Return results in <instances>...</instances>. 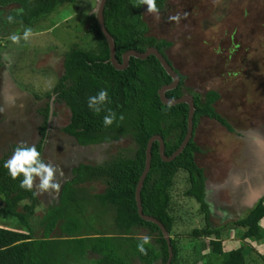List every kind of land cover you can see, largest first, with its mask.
I'll use <instances>...</instances> for the list:
<instances>
[{
    "label": "rangeland",
    "instance_id": "obj_1",
    "mask_svg": "<svg viewBox=\"0 0 264 264\" xmlns=\"http://www.w3.org/2000/svg\"><path fill=\"white\" fill-rule=\"evenodd\" d=\"M131 1L139 3V0ZM164 2L159 18L147 12V5H142L141 18L146 22L148 34L171 42L165 53L184 76L186 87L201 94L207 90L218 92L214 109L231 127L228 130L214 119L201 117L193 135L200 148L194 159L205 177L209 222L211 227L220 228L223 251L241 246L246 249L245 264H264L262 239H241L242 227L233 224L254 204L255 194L264 195L263 177L257 180L253 177L255 160H260V156L264 162V0ZM95 4L96 0L64 2L41 15L32 25L20 23L14 18L12 22L8 21L9 11L17 7L15 3L2 8L0 157L21 141L28 144L37 141L39 117L35 110L50 100L52 89L63 73L64 54L71 47L86 50L96 45L95 38L87 31V17ZM185 12L188 14L186 19L183 18ZM177 13L182 17L179 24L168 21L169 15ZM29 27L32 29L29 40L21 39L19 44L13 43L10 37L13 34L22 36L24 29ZM47 92L49 96L45 95ZM52 110L55 117L50 120L51 132L43 146L42 157L63 169L60 183L69 176L67 166L70 163L102 160L119 152L130 142L123 138L104 147L80 148L60 132L67 122V107L53 99ZM93 186V193L103 189L100 183ZM187 186L186 173L179 170L173 178L168 208L172 218L169 236L178 248L176 264H222L223 255L211 253L207 245L211 237L191 235L193 229L203 228L206 223L199 204L184 195ZM55 194L36 195L39 202L29 224L34 229V238L42 237V228L36 225L41 218L38 216L47 212L45 208L48 205L56 202ZM97 214V209L87 206L82 212L72 209L70 216L76 223L75 235L90 234L92 231L105 235L103 237L107 236V239L103 245L106 251L112 247L113 255L127 261L123 247L132 249L131 240L114 235L104 223V217L100 219ZM259 224L261 233H264V218ZM0 226L26 231L24 223L4 210H0ZM135 232L136 236L147 235L145 228ZM67 239L54 251V264H101L90 259L84 252L86 249H79L94 244V238L92 241L85 239L81 244Z\"/></svg>",
    "mask_w": 264,
    "mask_h": 264
},
{
    "label": "trees",
    "instance_id": "obj_2",
    "mask_svg": "<svg viewBox=\"0 0 264 264\" xmlns=\"http://www.w3.org/2000/svg\"><path fill=\"white\" fill-rule=\"evenodd\" d=\"M73 0H0L2 8L15 3L17 7L10 10L8 16L26 25L36 20L56 5ZM165 0H156L161 8ZM131 0H106L103 8V22L106 30L113 37L115 58L121 61V54L128 49L143 52L147 47H155L164 57V50L171 42L157 39L148 34L146 22L141 18L142 5ZM87 31L96 40L91 49L71 47L64 54L63 73L59 76L52 92L56 93V101L63 102L68 109L67 124L61 129L82 146H100L112 144L124 136H130L134 148L127 153L119 151L99 162H79L72 166L70 174L61 182L56 202L45 209L36 223L41 227L42 237L34 238V229L30 227L34 210L38 204L33 191L20 188L22 176L13 180L4 167L11 157L16 145L0 157V194H3L0 210L9 212L26 226V231L11 230L0 226V264H54L53 254L63 241L71 238L73 242L82 243L85 239L94 238V244L79 249H86L100 255L101 264H164L167 256V244L158 226L141 219L137 213L134 190L138 177L144 167L145 146L148 138L158 134L163 140L164 155H170L182 141L186 132L187 105L178 103L165 105L160 102L157 89L171 81L158 60L149 55L144 59L129 58L128 66L122 70L115 69L108 61V47L98 24L93 16L87 17ZM184 76H179V83L165 92L168 98H178L184 91L191 92L183 85ZM101 89H107L108 101L102 105L101 112L95 113L88 107V99ZM49 96L47 92L45 94ZM194 113L192 118V136L182 151L171 161H162L158 153V143L154 141L150 148V167L140 189L142 212L153 216L171 232L172 218L168 212L170 189L175 174L182 170L188 182L184 195L192 197L202 209L206 226L193 229L192 236L210 238L207 245L211 253L222 254V264H245L246 249L241 246L223 251L221 231L211 227L209 208L205 198V177L198 167L194 154L199 146L193 135L201 117L214 119L230 130L227 121L214 109V102L219 98L215 90H207L203 94L192 92ZM112 109L117 119L111 126L105 127L103 117ZM43 122L38 126L40 139L35 143L42 154L48 102L42 108ZM124 119L120 120V115ZM94 183L103 185L101 192L93 193ZM264 196L257 200L244 215L234 221V225L242 227L241 239H262L259 221L264 218ZM97 209V217H104V223L113 230L116 236H126L131 240L130 248L123 247L125 260L113 255L114 248L106 251L103 241L107 236L90 234L75 235V220L71 218L72 209L82 212L83 207ZM45 211V210H44ZM101 219V218H100ZM29 226H28V225ZM35 225V226H36ZM74 228V229H73ZM145 228L152 237L150 244L145 245L147 255L140 253L137 244L140 237L135 230ZM75 230V231H74ZM54 236H50L51 233ZM105 234V233H104ZM86 235V236H84ZM89 235V238H86ZM111 236V235H109ZM92 237V238H91ZM170 237V236H169ZM75 238V239H73ZM110 238V237H108ZM109 241V240H107ZM98 242V243H97ZM172 258L169 264H176L178 248L170 238ZM202 248H200L201 250ZM81 252H83L81 250ZM136 255V256H135ZM160 259L159 263L156 261Z\"/></svg>",
    "mask_w": 264,
    "mask_h": 264
},
{
    "label": "clouds",
    "instance_id": "obj_3",
    "mask_svg": "<svg viewBox=\"0 0 264 264\" xmlns=\"http://www.w3.org/2000/svg\"><path fill=\"white\" fill-rule=\"evenodd\" d=\"M140 5H147V12L150 14H156L159 18L160 9L157 6L156 0H139L138 7ZM187 13L183 14V18H187ZM181 14L169 15L168 21L176 22L179 24L181 20ZM9 22L13 21V17H7ZM32 35V29L25 28L22 36L13 34L10 38L15 44H19L21 39L28 41ZM108 101L107 89H101L97 95L90 96L88 99V107L95 113L101 112L100 105ZM2 110V109H0ZM107 115L103 117V124L105 127L111 126L117 119L116 113L112 109L107 110ZM123 120L124 117L121 114L119 117ZM4 167L8 170L13 180L22 176L20 181V188L27 191H33V195H41L44 193L59 192L61 188L60 177H63V169L53 164L51 161H45L41 152L37 149L35 144H28L27 142H19L13 150L11 157L4 163ZM150 235H143L140 237V242L137 244V249L140 253L147 255V249L145 245L151 242Z\"/></svg>",
    "mask_w": 264,
    "mask_h": 264
},
{
    "label": "water",
    "instance_id": "obj_4",
    "mask_svg": "<svg viewBox=\"0 0 264 264\" xmlns=\"http://www.w3.org/2000/svg\"><path fill=\"white\" fill-rule=\"evenodd\" d=\"M106 0H96V4L94 9L92 10L91 14H93L98 27L103 34L107 47H108V61L111 63V65L118 70H122L128 66L129 63V58L134 57L138 59H144L149 55H153L161 65V67L165 70L167 75L170 76L171 81L167 84L161 85L157 89V94L159 97V100L161 103L165 105H175L178 103H185L187 105V117H186V132L185 135L178 145V147L168 156L164 155V146H163V140L158 134H154L150 136L146 142L145 146V158H144V167L141 172V174L138 177L137 183L135 185V190H134V198H135V203H136V208H137V213L139 217L145 221L152 222L158 226L160 229L162 236L164 237L166 244H167V250H168V256L164 264H169L171 258H172V251H171V246H170V237L168 232L166 231L165 227L162 225L161 222H159L156 218L150 215H146L142 212L141 208V202H140V189L142 187V182L149 170L150 167V159H151V154H150V148L151 145L154 141H157L158 143V153L162 161H171L174 159L184 148V146L187 144L189 139L192 136V118H193V113H194V104H193V97L190 93H185L181 95L178 98H168L165 96V92L168 90H171L177 86L179 83V76L175 72L174 68L172 67L171 64L168 63L167 59L153 46L147 47L143 52L136 51L134 49H128L125 50L120 58L121 61L118 62L115 58V50H114V40L113 37L109 34V32L106 30L103 22V8L105 5ZM51 108V107H50ZM49 113H51V110H49ZM256 200L261 197L259 194H255ZM3 194H0V204H2L3 200ZM255 200V201H256Z\"/></svg>",
    "mask_w": 264,
    "mask_h": 264
},
{
    "label": "flooded vegetation",
    "instance_id": "obj_5",
    "mask_svg": "<svg viewBox=\"0 0 264 264\" xmlns=\"http://www.w3.org/2000/svg\"><path fill=\"white\" fill-rule=\"evenodd\" d=\"M143 7V6H142ZM164 7H165V2L163 3V5H162V7L161 8H159L160 9V11H162L163 9H164ZM164 55H165V58L167 59V61H168V63L169 64H171L172 65V67L174 68V70H175V72L178 74V76H180L181 74H180V72L178 71V69L174 66V64L168 59V57H167V55H166V53H165V50H164ZM61 76V75H60ZM183 76V75H182ZM183 85L185 86V83H184V80H183ZM186 87V86H185ZM187 88H190V87H187ZM191 89V88H190ZM192 92H196L195 90H193V89H191V92H189V91H184L183 92V94H185V93H190L191 95H192ZM53 93V92H52ZM182 94V95H183ZM56 98V93H53L52 95H50V100L49 101H47L48 102V115H47V117H46V127H45V134H44V144L47 142V139L49 138V134H50V132H51V130L49 131V129L51 128V126H50V120H51V117L53 116V117H55V111H53L52 110V101H53V99H55ZM58 102V101H57ZM58 103H61V102H58ZM62 104H64L63 102H62ZM65 105V104H64ZM46 106V103H44L42 106H40V107H38V108H36V113L38 114V117H39V119H38V125H37V128H36V132H37V141L40 139V135H39V131H38V126L43 122V112H42V108H44ZM51 107V108H50ZM49 110H51V113H49ZM68 110V109H67ZM68 118H69V112H68V116H67V122H68ZM226 120V119H225ZM227 121V120H226ZM67 122H66V124H67ZM65 124V125H66ZM65 125H63L61 128H60V130L65 126ZM61 133H63L66 137H69V138H71L69 135H67V134H65L62 130L60 131ZM241 137H243V135H241V134H239ZM127 139V140H130V142H129V144H128V146H126V147H123L120 151H123V152H127V153H130V152H132L131 150H132V148H134V146H133V140L131 139V137L130 136H124V137H121V138H119V140L120 139ZM72 140H73V138H71ZM118 140V141H119ZM36 141V142H37ZM74 141V140H73ZM118 141H116V142H118ZM35 142V143H36ZM75 142V141H74ZM76 143V142H75ZM115 143V142H114ZM43 144V145H44ZM77 144V143H76ZM109 144L108 143H103V144H101L100 146H108ZM77 146H79L80 148H84V147H86V146H82V145H78L77 144ZM94 146H97V145H94ZM44 148V147H43ZM261 151H262V149H261ZM261 151H260V155H261ZM116 154V153H115ZM109 157V156H108ZM108 157H106V158H108ZM106 158H103V159H106ZM102 159V160H103ZM259 159L260 160H255V164H256V170H255V174H253V177H254V179L256 178V180L257 179H261V177H263V179H264V162H263V160H262V158L259 156ZM100 161V160H99ZM99 161H96V162H99ZM80 161H75V162H72V163H70L67 167H68V170H69V173H70V169H71V167L72 166H74V165H76L77 163H79ZM87 162V161H86ZM88 162H91V160H89ZM91 163H93V161L91 162ZM64 179H66V177L64 178ZM63 181V180H62ZM61 184V183H60ZM58 193L59 192H56V194H55V196H57L58 197ZM264 196V195H263ZM263 196H261L260 198H262ZM57 197H56V200H57ZM260 198H258L257 200H259ZM256 200V201H257ZM255 201V202H256ZM254 202V203H255ZM237 212H239V211H237ZM240 214V213H239Z\"/></svg>",
    "mask_w": 264,
    "mask_h": 264
},
{
    "label": "crops",
    "instance_id": "obj_6",
    "mask_svg": "<svg viewBox=\"0 0 264 264\" xmlns=\"http://www.w3.org/2000/svg\"><path fill=\"white\" fill-rule=\"evenodd\" d=\"M35 144V143H34ZM44 146V145H43ZM42 152H43V149H42ZM146 234H147V232H146ZM138 237H141V236H138ZM40 238V237H39ZM151 242H153L152 240H151ZM86 254H87V256L90 258V259H92V260H98L99 259V257H100V255L98 254V253H96V252H92V251H90V250H87L86 251ZM159 261H160V259H158L157 261H156V263H159Z\"/></svg>",
    "mask_w": 264,
    "mask_h": 264
}]
</instances>
